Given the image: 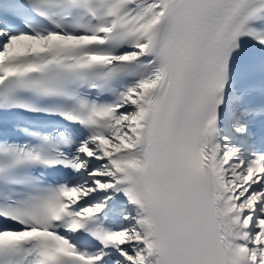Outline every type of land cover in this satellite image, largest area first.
I'll list each match as a JSON object with an SVG mask.
<instances>
[{"label": "snow or ice", "instance_id": "obj_1", "mask_svg": "<svg viewBox=\"0 0 264 264\" xmlns=\"http://www.w3.org/2000/svg\"><path fill=\"white\" fill-rule=\"evenodd\" d=\"M0 264H264V0H0Z\"/></svg>", "mask_w": 264, "mask_h": 264}]
</instances>
